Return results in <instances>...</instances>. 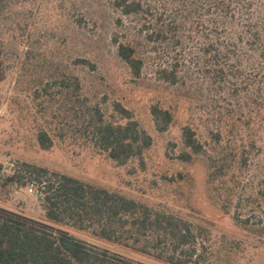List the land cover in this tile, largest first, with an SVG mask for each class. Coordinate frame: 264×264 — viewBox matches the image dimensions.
I'll return each mask as SVG.
<instances>
[{
    "label": "rangeland",
    "instance_id": "1",
    "mask_svg": "<svg viewBox=\"0 0 264 264\" xmlns=\"http://www.w3.org/2000/svg\"><path fill=\"white\" fill-rule=\"evenodd\" d=\"M7 2L0 14V213L72 234L127 264H170L157 259L156 250L122 249L50 221L40 187L29 177L26 164H32L188 222L200 254L194 264H264V225L256 224L264 221V121L241 85L209 78L202 33L155 49L137 20L122 16L110 0ZM117 41L136 47L144 62L140 78L119 56ZM163 69L176 72L178 82L167 81ZM63 82L80 83L77 109L62 94ZM155 107L173 115L165 130ZM100 116L114 124L136 121L152 144L126 164L114 161L86 133ZM185 127L203 145L200 154L185 145ZM41 130L53 139L48 149L38 141ZM222 148L238 150L231 194L210 176L209 158ZM183 152L193 160H182Z\"/></svg>",
    "mask_w": 264,
    "mask_h": 264
},
{
    "label": "trees",
    "instance_id": "2",
    "mask_svg": "<svg viewBox=\"0 0 264 264\" xmlns=\"http://www.w3.org/2000/svg\"><path fill=\"white\" fill-rule=\"evenodd\" d=\"M110 1L122 16L137 20L138 30L149 43H154L155 49L172 44L178 46L187 34L200 31L205 37L201 52L209 60V78L229 79L241 85L256 115L264 121V0ZM7 5V0H0V14ZM136 53L132 44L118 42L119 56L132 74L140 78L144 62ZM163 75L169 82H178L174 71L163 69ZM63 83L62 94L76 108L80 103V83ZM153 113L159 128L167 129L173 120L172 113L159 107H155ZM161 117L163 125H160ZM92 128L86 133L95 145L120 164L141 156L152 144V138L133 120L122 125L106 122L100 116ZM183 137L194 155L203 151L192 128L185 127ZM38 141L44 149L53 144L46 130L39 132ZM216 151V156L209 158L210 176L219 184H225L231 194L238 150L222 148ZM193 154L183 152L180 158L192 161ZM247 164L248 158L244 156V167ZM26 165L29 177L40 187L50 221L79 231H91L94 236L122 249L145 255L156 250L157 259L170 264H194L195 257L200 258L194 231L183 219L58 171ZM260 193L264 200V191ZM255 201L251 199L249 203ZM258 207L262 208V204ZM259 221L256 224L264 225L262 219ZM261 233L264 236V229ZM108 253L107 250L100 253L95 245L72 234L56 235L42 226L28 227L21 219L0 213V264H127L123 258L111 257Z\"/></svg>",
    "mask_w": 264,
    "mask_h": 264
}]
</instances>
